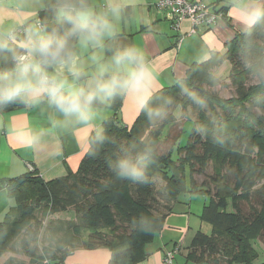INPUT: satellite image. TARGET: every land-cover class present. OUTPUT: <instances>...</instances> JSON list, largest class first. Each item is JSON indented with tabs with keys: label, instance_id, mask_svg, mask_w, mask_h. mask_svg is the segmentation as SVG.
<instances>
[{
	"label": "trees",
	"instance_id": "1",
	"mask_svg": "<svg viewBox=\"0 0 264 264\" xmlns=\"http://www.w3.org/2000/svg\"><path fill=\"white\" fill-rule=\"evenodd\" d=\"M85 2L90 5V0ZM64 3L44 0L36 21L48 32L59 29L63 33L67 26L62 27L58 9ZM258 13L250 28L226 44L224 54L212 53L207 61L190 66L172 87L153 94L130 127L123 126L116 113L105 120L101 130L89 136L76 172L49 182L35 171L0 181V190L4 188L13 201L0 222V258L12 253L27 256L33 264H63L76 247H103L110 252L108 264H138L145 259L144 245L162 229L173 201L187 192L209 198L200 219L210 231L196 233L186 261L254 264L258 257L254 245L264 236V5ZM70 44L75 46L76 41ZM1 51L0 67L9 75L0 78H8L15 72L14 56L21 50L9 44ZM223 62L230 65L228 85L234 93L230 98L204 88L220 85L215 70ZM254 77L259 82L248 84ZM121 97H113V111L120 107ZM22 105L17 99L0 106L10 110ZM176 107L192 108L196 121L187 144L176 148L177 158L173 159L177 139L166 154H158L157 145L165 127L174 121ZM158 118L163 119L154 126ZM125 157L143 167L142 178L119 175L116 166ZM208 168L213 192L194 180ZM157 181L164 184L166 198L161 212L156 211ZM253 199L257 208L251 205ZM242 203L248 205L247 214L241 211ZM64 213L72 217L62 218ZM36 214L52 216L42 247L38 239L43 225ZM86 231L89 233L83 238ZM0 263L12 264V258H1Z\"/></svg>",
	"mask_w": 264,
	"mask_h": 264
},
{
	"label": "crops",
	"instance_id": "2",
	"mask_svg": "<svg viewBox=\"0 0 264 264\" xmlns=\"http://www.w3.org/2000/svg\"><path fill=\"white\" fill-rule=\"evenodd\" d=\"M156 1L116 0L122 10L120 19L114 21L115 33L105 37L104 43L108 42L110 47L105 44L104 49H96L75 45L85 73L81 83L94 71L93 55L108 60L118 49L134 48L143 58L147 81L140 92L120 93L121 104L117 111L111 108L113 98L95 103L94 117L89 121L65 117L47 100L36 104L22 102V106L10 110L0 106V181L35 171L44 182H49L68 172H76L87 151L89 136L99 132L105 120L116 113L122 125L130 127L144 105L142 100L147 101L156 92L172 87L185 77L190 66L207 61L212 53L224 54L226 44L253 25L250 14L258 13L264 5V0H195L221 10L223 16L213 26L201 27L191 34L188 21L182 22L179 30H173L165 12L154 7ZM106 2L90 0V6L99 14L106 10ZM43 9L44 0H0V17L4 18L0 31L36 27V19ZM229 69V63L223 62L215 70L216 77ZM48 71L51 73L53 69ZM64 74L68 75L67 70ZM68 79L72 77L68 75ZM192 196L185 192L173 201L162 229L144 245L145 259L138 264H162L164 253L174 247L179 249L175 256L177 264H195L186 261L187 248L204 223L192 212ZM204 205L199 206L201 212ZM11 207L13 201L2 188L0 222ZM69 247L72 249L73 244ZM109 259L110 252L106 248L76 247L63 264H108Z\"/></svg>",
	"mask_w": 264,
	"mask_h": 264
},
{
	"label": "clouds",
	"instance_id": "3",
	"mask_svg": "<svg viewBox=\"0 0 264 264\" xmlns=\"http://www.w3.org/2000/svg\"><path fill=\"white\" fill-rule=\"evenodd\" d=\"M121 10L116 0H107L106 10L99 14L85 0L79 3L65 0L58 9L62 27L67 26L63 33L59 29L48 32L42 24L24 28L22 37L14 29L0 31V49L15 44L21 50L14 56V74L0 78V105L17 99L33 104L47 100L65 117L89 121L94 117L95 103H104L123 92H140L148 73L136 49H118L108 60L93 55L94 71L81 83L85 75L82 61L70 44L74 39L81 47L104 49L105 37L115 33L114 21L120 19ZM258 15L250 14L251 20L255 22ZM3 21L0 17V25ZM146 103L142 100V104ZM152 115L149 111V116ZM116 167L121 176L132 179L144 176L143 167L131 157L119 160Z\"/></svg>",
	"mask_w": 264,
	"mask_h": 264
},
{
	"label": "rangeland",
	"instance_id": "4",
	"mask_svg": "<svg viewBox=\"0 0 264 264\" xmlns=\"http://www.w3.org/2000/svg\"><path fill=\"white\" fill-rule=\"evenodd\" d=\"M228 76H229V71L226 72L223 75L218 76V79L220 80V85L215 87V88H208L204 87L206 90L210 91L211 93L216 94L217 96L221 98H230L231 96H234L232 88L228 85ZM259 82V78L254 77L251 78L248 82V84H256ZM172 116L174 118V121L170 124H168L164 131L162 132L160 139H159V144L157 145V152L158 154H166L171 147H173L174 142L177 139L176 145H174L175 151L172 153V158L176 159L177 158V147H182L185 146L188 142L189 135L191 132V129L193 127V122L196 121V113L192 108H186V109H181L180 107H176L172 111ZM163 118H158L155 122L156 126L159 122H161ZM179 136V137H178ZM178 137V138H177ZM173 149V150H174ZM212 171L210 168H208L203 175H195L194 180L196 184L204 189H209L211 192H213L214 187L211 184L210 177H211ZM163 183L160 181L155 182V193H156V199H157V204L158 207H156V211L161 212L163 205L165 204V196L163 195ZM193 202H192V209H193V214L196 216H200L201 214V209L199 206H203V204H207L209 201V198L206 197L205 195H200V194H193L192 196ZM251 205H253L255 208L258 207V202L257 200L253 199L251 200ZM241 211L243 214H247L249 212L248 205L246 204H241L240 206ZM37 218H41L40 214H36ZM52 216L42 217V230L40 232V238L38 239L39 243L38 245L42 247L45 243V241L48 239V234L46 232V227L48 226V223L50 221V218ZM61 217L65 218L67 217L68 219L72 217L71 213H64L61 215ZM55 221V220H53ZM202 228L200 229L204 233H209L210 228L207 225L202 224ZM88 231L85 233H82L83 238L86 237ZM55 242V241H53ZM77 244H80L77 243ZM255 251L258 254L257 259L254 261V264H259L264 262V236L262 239H260L259 242L255 243ZM19 251V248H17L16 252ZM12 258V264H33L34 262H30V259H28L27 256L23 255H18V254H5L1 258ZM0 258V259H1ZM3 264V263H0Z\"/></svg>",
	"mask_w": 264,
	"mask_h": 264
},
{
	"label": "built area",
	"instance_id": "5",
	"mask_svg": "<svg viewBox=\"0 0 264 264\" xmlns=\"http://www.w3.org/2000/svg\"><path fill=\"white\" fill-rule=\"evenodd\" d=\"M154 7L165 12L171 22L172 29L175 31L179 30L182 22L188 21L191 25V34L196 33L201 27L213 26L223 16L221 11L211 9L204 2L195 0H157ZM37 25L41 24L36 21ZM15 31L21 37L24 34V28H18ZM178 252L177 247L166 251L163 255L162 264H177L175 256Z\"/></svg>",
	"mask_w": 264,
	"mask_h": 264
},
{
	"label": "water",
	"instance_id": "6",
	"mask_svg": "<svg viewBox=\"0 0 264 264\" xmlns=\"http://www.w3.org/2000/svg\"><path fill=\"white\" fill-rule=\"evenodd\" d=\"M1 54H2V51L0 49V58H1ZM0 75H9V72L6 71V70H3L1 67H0Z\"/></svg>",
	"mask_w": 264,
	"mask_h": 264
}]
</instances>
